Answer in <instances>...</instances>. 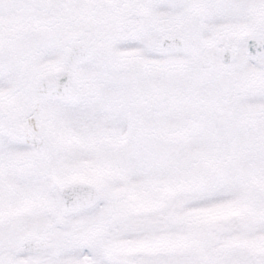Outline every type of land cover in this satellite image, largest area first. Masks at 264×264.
<instances>
[{
  "label": "snow or ice",
  "instance_id": "6c2138e0",
  "mask_svg": "<svg viewBox=\"0 0 264 264\" xmlns=\"http://www.w3.org/2000/svg\"><path fill=\"white\" fill-rule=\"evenodd\" d=\"M0 264H264V0H0Z\"/></svg>",
  "mask_w": 264,
  "mask_h": 264
}]
</instances>
